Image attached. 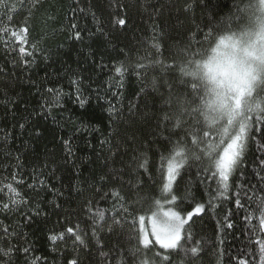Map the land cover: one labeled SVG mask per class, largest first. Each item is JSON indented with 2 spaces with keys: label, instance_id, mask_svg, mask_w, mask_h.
<instances>
[{
  "label": "trees",
  "instance_id": "obj_1",
  "mask_svg": "<svg viewBox=\"0 0 264 264\" xmlns=\"http://www.w3.org/2000/svg\"><path fill=\"white\" fill-rule=\"evenodd\" d=\"M247 2L39 0L30 8L31 0H6L14 7L7 13L0 9V27L9 29L7 35L0 33V205L9 203L10 208L0 207V249L12 250L7 255L0 252V264H69L70 260L138 264L131 251L136 245L130 238L132 217L123 212L124 207L130 213L134 209L112 192L133 201L136 193L129 182L140 180L144 187L139 193L148 197L144 208L158 197V185L148 180V173L133 172V157L146 153L152 162L151 175L157 176L159 155L167 147L161 141L170 134L157 127L167 110L163 108L169 94L165 81L172 83L179 73L177 69L175 76H164L157 66L140 78L133 71L134 62L147 56L170 64L172 54L189 41L194 51L203 52L209 44L197 42L209 31L214 30V42L229 27L239 31L248 26L249 15L236 10L237 4L242 8ZM25 24L29 31L21 43L11 31L20 34ZM20 47L31 55L20 53ZM121 65L128 66L122 78L115 72ZM49 88L60 93L58 104L50 103L55 92L49 93ZM173 91L183 89L174 85ZM252 136L231 182V192L240 194L245 207L237 208L235 196L213 201L214 208L208 206L210 182L199 184L195 179L191 195L185 198L190 180L186 171L177 191L183 202L176 210L206 205L192 218L188 231L194 239L185 245L191 248L202 240L200 252L192 257L157 245L145 259L162 252L171 264H240L241 259L260 264L257 236L252 234L258 219L245 218L256 198L264 197V136L255 131ZM195 171L193 165L192 177ZM8 184L19 195L10 193ZM211 188L216 184L211 183ZM69 227L83 237V244L67 232ZM156 264L168 262L156 260Z\"/></svg>",
  "mask_w": 264,
  "mask_h": 264
},
{
  "label": "snow or ice",
  "instance_id": "obj_2",
  "mask_svg": "<svg viewBox=\"0 0 264 264\" xmlns=\"http://www.w3.org/2000/svg\"><path fill=\"white\" fill-rule=\"evenodd\" d=\"M39 0H31L30 8H35ZM23 6V5H21ZM6 0H0V9L5 13L12 10ZM237 14L244 12L249 15L248 26L239 31L228 30L214 37L213 31L205 34L198 44L208 43L209 48L203 52L193 50L191 41L183 48L172 54V63H165L159 59H148L147 56L138 57L134 62L133 71L137 77L149 69L155 70L164 76H175L177 80L168 84V96L163 101V108L167 109L161 118H158L157 127H163L170 134L164 136L161 143L167 145L159 155L156 167L157 176L151 175L152 162L146 153L139 157L134 156L136 164L134 173L143 170L148 173V180L153 185H158V197L152 198V203L147 208L143 202L147 196H141L139 189L144 187L142 181L135 184L129 182V189L136 193V199L128 201L119 191H113L112 195L119 201H124L134 209L130 213L127 207L123 208L125 214L131 215L132 231L130 238L136 240V245L131 249L134 259L138 258V264H156V260L167 261L171 264L169 255L162 252L153 253V259H145L146 252H150L157 245L161 250L169 253L183 251L185 255L195 257L200 252L202 240H196L191 248L185 247L194 239L188 231V226L194 216L206 210L204 203L189 205L190 211L179 209L182 203L177 194L180 180L185 172L190 175L189 187L186 189L185 198L191 195V182L198 180L199 184H208L206 195L209 196L208 206L216 207L213 201L230 200L236 197L237 208H244L239 193H232V181L235 173L245 156V150L253 139L252 132H260L264 136V0H248L241 8L236 5ZM31 15V11L29 12ZM3 17H0L2 20ZM9 23L11 17L8 18ZM125 23L123 19L119 21ZM75 27V25H73ZM29 29L23 25L19 29L11 31V35L21 43L25 42V36ZM9 29L0 27V33L7 35ZM79 38L80 33H76ZM35 47V46H34ZM157 52L160 45H155ZM20 53L31 55L24 47H20ZM141 61H144L141 63ZM27 62V61H26ZM128 71V66L121 65L115 68V72L123 77ZM77 84L78 81H72ZM157 83L156 78L152 85ZM183 89V92H174L173 86ZM49 93H54L51 104H58L60 93L49 88ZM77 99L81 106L84 100L77 89ZM168 125H171L169 128ZM21 127H24L22 124ZM183 131V135H177ZM176 136L173 140L172 137ZM68 146L69 141L64 142ZM264 163V161H261ZM193 165L196 166L195 176H191ZM211 183L216 188H211ZM10 193L19 195L12 184L6 186ZM236 187H241L237 184ZM251 201L252 198L248 197ZM12 203H16L12 200ZM140 209H135L136 204ZM4 210H9L10 204L0 205ZM251 208V205H249ZM100 219H104L103 213H98ZM120 216V213H117ZM254 217L258 219V226H253L252 234L257 236L255 243L258 245L260 264H264V197H257L255 207L247 212L246 220L251 222ZM121 222H126L121 221ZM231 227V224L228 225ZM7 232V229L4 230ZM68 233L75 235V240L84 243V239L77 234L72 227ZM257 233H259L257 235ZM50 239L56 240L57 236ZM11 248L0 249L5 255L11 252ZM27 254L28 249H25ZM69 264H78L77 260H70ZM120 264V262H118ZM240 264H248L244 259Z\"/></svg>",
  "mask_w": 264,
  "mask_h": 264
}]
</instances>
